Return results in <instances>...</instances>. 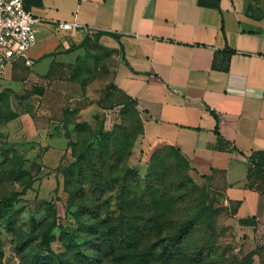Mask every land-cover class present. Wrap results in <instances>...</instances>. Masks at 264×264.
<instances>
[{"label":"crops","instance_id":"obj_1","mask_svg":"<svg viewBox=\"0 0 264 264\" xmlns=\"http://www.w3.org/2000/svg\"><path fill=\"white\" fill-rule=\"evenodd\" d=\"M251 1L24 0L41 19L33 64L18 59L7 75L67 85V61L88 42L112 50L113 84L121 103L136 102L143 147L178 148L237 219L264 227V180L249 176V156L264 150V17ZM66 21L80 26H57ZM60 134L47 153L65 151Z\"/></svg>","mask_w":264,"mask_h":264},{"label":"rangeland","instance_id":"obj_2","mask_svg":"<svg viewBox=\"0 0 264 264\" xmlns=\"http://www.w3.org/2000/svg\"><path fill=\"white\" fill-rule=\"evenodd\" d=\"M85 47L82 54L67 61L71 70L66 74L72 78L67 85L62 81L50 85L46 79H9L7 71L0 76V198L19 192L15 228L10 229L0 218L2 264H29L34 260L42 239L41 230L54 218L52 207L58 226L52 231L51 245L69 260L72 257L65 244L63 227L76 235L83 253L98 264H166L159 255L165 243L171 244L170 233L185 219L198 217L184 241L186 254L167 260V264H239L246 258L250 264H264V227L237 219L222 192L202 178L191 164L169 152L168 170L158 184L162 189L160 199L165 193L168 202L159 208L161 216H157L153 206L148 210L121 209L118 188L101 197L102 213L105 215L108 209V218L112 219L108 225H115L117 218H122L128 238L114 250H108V256L100 254L98 234L87 237L80 226L98 208L92 205L93 210L80 215L78 206L72 209L67 206L71 201L89 204L87 200L96 198L79 193L71 199L70 192L65 190L68 178L72 179L68 168L76 162L71 143L100 127L111 132L121 124L134 139L120 172L128 166L141 177L149 172L156 148L143 147L142 133L137 135L138 113L134 109L124 113V103L113 84L116 64L113 51H104L89 42ZM37 68L34 65L32 69ZM58 75L63 76L62 72H56ZM66 111L70 113L67 126ZM80 122L88 123L91 129L86 128L78 135L75 125ZM47 124L49 135L41 134L40 127ZM56 132L61 133L65 142L60 157L47 153L46 143ZM79 146L78 143L76 148ZM85 188L88 193V184ZM73 264L80 262L75 260Z\"/></svg>","mask_w":264,"mask_h":264},{"label":"trees","instance_id":"obj_3","mask_svg":"<svg viewBox=\"0 0 264 264\" xmlns=\"http://www.w3.org/2000/svg\"><path fill=\"white\" fill-rule=\"evenodd\" d=\"M250 8L256 9V14L252 13L256 17H264V0H252ZM130 109H134L138 113V135L143 132V121L134 100L124 103V113ZM69 114L68 111L65 112V126L69 124V120H67ZM75 127L78 135L86 128L91 129L88 123L85 122L77 123ZM133 139H131L130 131L120 124L111 132H106L100 127L95 131H91L88 135L84 134L80 141L71 143L76 155V162L68 168L67 173L72 176V179L68 178L65 190L70 192L71 199H75L79 193L89 198H93L91 195L96 198L87 200L89 204L71 201L67 206L69 209L78 206L76 210H79L80 215L86 214L88 210H93L92 205H94V208H98V210L92 212V217L80 223V226L86 230L87 237L93 238V235L98 234L100 239L98 249L103 256H108V250L112 251L117 248L123 240L128 238V235H126L127 232H125L122 225V218L118 217L115 225H108L112 219L108 218V209L105 215L104 212L102 213L104 207L100 202L101 197L105 196L107 192L118 188L120 189L118 200L121 209L148 210L149 207L153 206L156 209L157 216H161L162 210H159V208L167 206L168 202L165 193L160 199L162 189L158 184L164 177L166 170H168L166 165L168 152L179 156L186 164H190L178 148L163 145L155 149L152 155V165L146 176L141 177L134 174L128 166H125L124 172L121 173V163L130 154L129 147ZM78 143L80 146L76 148ZM249 176L254 182L259 181V179L264 180V150L254 151L249 156ZM130 177H133L132 181H130ZM87 184L89 186L88 193L85 192ZM18 195L19 192H13L0 198V218L5 220L10 229L15 228V221L18 216V209L16 208ZM104 206L108 208V204ZM51 214L54 218L47 227L41 230L42 239L39 242L38 252L29 264H73L75 260L79 261L80 264H98L90 255L83 253L76 235L64 227L62 233L66 247L71 252V260L52 248V231L58 226L56 211L53 207L51 208ZM197 219L198 217L185 219L170 233L168 238L171 240V244L165 243L159 255L166 261V264L167 260H175L181 254H186L184 241L193 231ZM2 257L3 253L0 248V264H2ZM239 264H250V262H247L246 258L245 261Z\"/></svg>","mask_w":264,"mask_h":264},{"label":"built area","instance_id":"obj_4","mask_svg":"<svg viewBox=\"0 0 264 264\" xmlns=\"http://www.w3.org/2000/svg\"><path fill=\"white\" fill-rule=\"evenodd\" d=\"M41 19L25 7L24 0H0V76L18 59L33 64L29 51L37 44L36 26ZM60 29L80 26L79 23L59 22Z\"/></svg>","mask_w":264,"mask_h":264}]
</instances>
